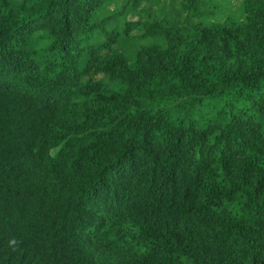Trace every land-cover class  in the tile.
Here are the masks:
<instances>
[{
  "label": "trees",
  "instance_id": "trees-1",
  "mask_svg": "<svg viewBox=\"0 0 264 264\" xmlns=\"http://www.w3.org/2000/svg\"><path fill=\"white\" fill-rule=\"evenodd\" d=\"M233 2L0 0V264H264V0Z\"/></svg>",
  "mask_w": 264,
  "mask_h": 264
},
{
  "label": "rangeland",
  "instance_id": "rangeland-1",
  "mask_svg": "<svg viewBox=\"0 0 264 264\" xmlns=\"http://www.w3.org/2000/svg\"><path fill=\"white\" fill-rule=\"evenodd\" d=\"M234 2L233 3H237L238 2V0H233ZM231 11L230 10H225V11H223V13H227V14H229ZM233 13V15L236 17V16H238V14H234V12H232ZM223 19H230L229 17H227V18H223Z\"/></svg>",
  "mask_w": 264,
  "mask_h": 264
}]
</instances>
